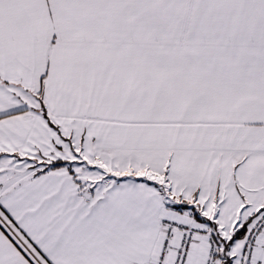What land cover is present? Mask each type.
Segmentation results:
<instances>
[{
  "label": "snow or ice",
  "instance_id": "1",
  "mask_svg": "<svg viewBox=\"0 0 264 264\" xmlns=\"http://www.w3.org/2000/svg\"><path fill=\"white\" fill-rule=\"evenodd\" d=\"M0 264H264V0H0Z\"/></svg>",
  "mask_w": 264,
  "mask_h": 264
}]
</instances>
